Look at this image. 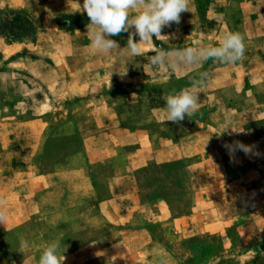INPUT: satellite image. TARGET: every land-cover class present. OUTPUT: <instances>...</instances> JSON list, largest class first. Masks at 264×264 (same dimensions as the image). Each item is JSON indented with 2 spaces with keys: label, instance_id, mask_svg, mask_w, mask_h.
Here are the masks:
<instances>
[{
  "label": "rangeland",
  "instance_id": "1",
  "mask_svg": "<svg viewBox=\"0 0 264 264\" xmlns=\"http://www.w3.org/2000/svg\"><path fill=\"white\" fill-rule=\"evenodd\" d=\"M79 4L0 0V264H38L53 241L63 264H264V0H191L146 56L227 32L246 50L177 71L93 52ZM200 72L198 111L167 122L164 96ZM235 140L260 155L230 161Z\"/></svg>",
  "mask_w": 264,
  "mask_h": 264
},
{
  "label": "clouds",
  "instance_id": "2",
  "mask_svg": "<svg viewBox=\"0 0 264 264\" xmlns=\"http://www.w3.org/2000/svg\"><path fill=\"white\" fill-rule=\"evenodd\" d=\"M191 0H83L79 11L86 12L90 23L87 33L90 37V47L95 53L110 54L113 50L120 49L121 57L146 56L140 44L169 37L162 35V29L171 24H179L181 13L189 11ZM134 31H131L133 30ZM122 32L129 33L127 44L120 47L110 37ZM138 36L139 41L134 37ZM244 36L239 32H227L216 45H207L202 48L184 47L174 50H165L163 47L150 49L153 55L146 56L148 63L154 68L167 66L172 71H177L181 66L190 67L202 64L209 59L221 64H235L244 58L246 46ZM121 76L126 72H118ZM207 72H200L190 81V87L180 91L173 90L164 96V113L167 122L180 123L185 117L193 116L199 108V89L206 86ZM229 129L232 131L229 132ZM233 130L231 124L225 125L221 133H240ZM230 161L235 154L242 151L246 156L260 153L254 145H246L239 140L223 145ZM4 201L0 198V223L6 222ZM30 247L29 242L20 238V252L24 253ZM64 252V251H63ZM60 251V243L53 241L43 247L40 252L38 264H63L65 257ZM154 264H168L161 256Z\"/></svg>",
  "mask_w": 264,
  "mask_h": 264
}]
</instances>
